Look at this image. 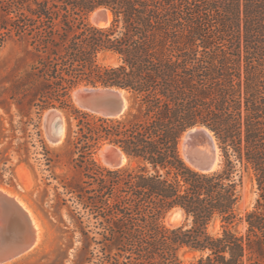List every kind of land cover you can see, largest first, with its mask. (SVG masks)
Wrapping results in <instances>:
<instances>
[{
    "label": "trees",
    "instance_id": "trees-1",
    "mask_svg": "<svg viewBox=\"0 0 264 264\" xmlns=\"http://www.w3.org/2000/svg\"><path fill=\"white\" fill-rule=\"evenodd\" d=\"M99 7L112 14L108 28L86 21ZM8 42L30 62L21 70L17 59L3 92L21 116L69 111L65 145L83 176L63 184L75 230L24 264H66L71 254L70 264H184L180 253L193 255L188 264H264V0H0V46ZM80 85L121 88L131 107L119 118L82 112L70 101ZM195 126L214 134L220 171L184 162L180 138ZM105 144L132 165H98ZM238 167L258 195L243 216ZM173 208L189 222L164 226Z\"/></svg>",
    "mask_w": 264,
    "mask_h": 264
},
{
    "label": "rangeland",
    "instance_id": "rangeland-1",
    "mask_svg": "<svg viewBox=\"0 0 264 264\" xmlns=\"http://www.w3.org/2000/svg\"><path fill=\"white\" fill-rule=\"evenodd\" d=\"M91 14L92 12L87 16L86 21L93 25L90 19ZM19 57L23 59L21 70L26 69L30 61L20 46L12 42L0 46V189L17 198L27 209L39 233V241L35 249L7 264H24L34 260L42 251L51 252L62 246L63 243L58 241V238L69 235L75 230L72 213L75 212L76 207L74 198L70 194H66L63 184L76 187L81 183L83 177L81 170L75 167L74 161L77 156L70 153V148L65 145L68 127L66 115H70L69 111L48 108L37 113L38 111L32 108L29 116H21L15 101L10 99V92H3L4 88L10 87ZM103 62L105 64L114 63L111 59H105ZM84 86L87 85H80L70 93V101L76 109L78 108L74 104L73 93L77 88ZM50 113L62 116L64 137L59 144H54L48 138L45 116ZM70 119L74 126L73 116L70 115ZM34 125L37 128H34ZM41 142L49 149L46 157ZM179 143L180 154L183 158L180 149L181 141ZM106 145L97 149L93 156L97 164L105 168L107 166L101 162L98 154ZM46 158L50 159L49 163ZM131 165L128 161L124 167ZM233 178L238 184L240 195L237 213L243 216L253 208L256 202L258 196L256 185L252 174L245 171L243 167L237 168ZM175 209L180 208L171 209L162 218L161 223L164 226L174 228L189 222L181 209L182 216L174 221L170 220L169 216ZM217 229L218 225L216 224L213 231ZM63 231H68V233H61ZM75 235H78V232ZM73 242V248L81 247L76 239ZM180 257L184 264L193 260L191 254L182 255L180 253ZM71 261L72 254L66 264H70Z\"/></svg>",
    "mask_w": 264,
    "mask_h": 264
},
{
    "label": "water",
    "instance_id": "water-1",
    "mask_svg": "<svg viewBox=\"0 0 264 264\" xmlns=\"http://www.w3.org/2000/svg\"><path fill=\"white\" fill-rule=\"evenodd\" d=\"M99 11L94 16V21L99 28H108L112 21L108 22L109 9L99 7ZM94 10V11H95ZM93 11V12H94ZM111 13V12H110ZM112 15V14H111ZM75 106L86 113L104 118H119L124 116L130 109L132 99L125 90L109 86H84L73 99ZM47 131L54 144H59L63 140L60 132L62 118L58 114L45 116ZM196 128H200L203 134L211 142L212 153L207 158H203L196 152L195 141L199 139ZM187 134L191 143L186 152L192 164L201 173H215L221 169L222 157L221 149L216 142L214 134L204 126H195L187 129L182 135ZM180 138V140H181ZM113 149L103 156L114 169L123 168L129 157L117 146L107 144ZM197 171V170H196ZM0 197V264H7L16 260L23 254L35 248L39 240V234L35 229L31 218L19 205L17 200ZM180 209L171 212L170 220H176L182 216Z\"/></svg>",
    "mask_w": 264,
    "mask_h": 264
},
{
    "label": "bare ground",
    "instance_id": "bare-ground-1",
    "mask_svg": "<svg viewBox=\"0 0 264 264\" xmlns=\"http://www.w3.org/2000/svg\"><path fill=\"white\" fill-rule=\"evenodd\" d=\"M99 11V9L98 10H95L94 12H92V14H91V17H90V19H91V22H92V24L95 26V27H100L95 21H94V16L96 15V13ZM107 14H108V22L110 23L111 21H112V15H111V13L110 12H107ZM83 90V87H79V88H77L75 91H74V93H73V96H74V99H75V96H76V94L78 93V92H81ZM48 115H54V113H50V114H48ZM61 116V115H60ZM61 118H62V116H61ZM62 123H61V128H60V132L62 133V136L64 137V127H63V121H61ZM195 130H197L198 131V133H199V139H197V141H195V147H196V152L198 153V155L199 156H201V157H203V158H207L208 156H210V154L212 153V147H211V142H210V140L204 135L203 136V134H202V132H200L201 131V129L200 128H196ZM48 138L50 139V137H49V135H48ZM51 140V139H50ZM52 141V140H51ZM181 145H180V149H181V152H182V155H183V160H184V162L187 164V165H189L190 167H192L193 169H195V170H197L198 171V169L192 164V162L190 161V159L187 157V154H186V152L187 151H189V148H188V146L190 145V143H191V141H190V139H189V137L187 138V134H184L183 136H182V138H181ZM113 148L112 147H110V146H104V147H102V149L100 150V152H99V154H98V156H99V158H100V160H101V162L105 165V166H107L108 168H110V169H114L112 166H110V164L105 160V158H104V154L105 153H107V152H109V151H111ZM128 162V161H127ZM127 164V163H126ZM4 196V198H8L7 196H9L10 198H12L13 200H17L18 202H19V205L23 208V210H25L26 211V213L29 215V217L31 218V220H32V223H33V225H34V227H35V229H36V226H35V223H34V221H33V218L31 217V215L29 214V212L27 211V209L26 208H24L23 207V205L21 204V202L17 199V198H15L14 196H11V194H7L4 190H2V189H0V197H3ZM37 230V229H36ZM39 234V233H38ZM39 241V240H38ZM37 241V242H38ZM37 244V243H36ZM35 247H37L36 245H35ZM35 249V248H34ZM32 251V250H31ZM27 253H29V252H27ZM27 253H25V254H27ZM24 255V254H23ZM12 262V261H11ZM10 263V262H9Z\"/></svg>",
    "mask_w": 264,
    "mask_h": 264
}]
</instances>
